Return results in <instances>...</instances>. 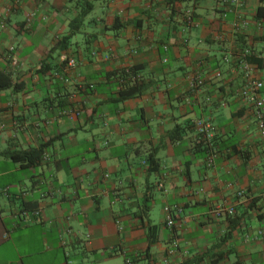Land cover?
Masks as SVG:
<instances>
[{
  "label": "crops",
  "instance_id": "obj_1",
  "mask_svg": "<svg viewBox=\"0 0 264 264\" xmlns=\"http://www.w3.org/2000/svg\"><path fill=\"white\" fill-rule=\"evenodd\" d=\"M89 1L73 31L81 0H0V264H264V142L240 95L247 65L264 100V0ZM73 32L77 66L43 73ZM132 67L145 90L120 101L108 74Z\"/></svg>",
  "mask_w": 264,
  "mask_h": 264
},
{
  "label": "trees",
  "instance_id": "obj_2",
  "mask_svg": "<svg viewBox=\"0 0 264 264\" xmlns=\"http://www.w3.org/2000/svg\"><path fill=\"white\" fill-rule=\"evenodd\" d=\"M83 1V8L79 13V17L74 19L71 22V29L74 30H80L84 23H85V18L92 12L93 10V4L89 0H81ZM174 1L176 0H169L168 3L173 5ZM74 32L71 33L69 36L63 37L56 45L55 48H53L50 53H49V59L51 60L50 63L44 64L42 67V72L45 73L48 70H52L53 63L57 61V59L60 58V55L66 54V60L62 61L60 64L61 67L64 65L68 64V59L73 58L70 57L67 54V50L72 48L75 43H73ZM56 54V57L54 56ZM53 65V66H52ZM57 67V65L55 66ZM114 77L116 79V82L120 85L119 88V100L120 101H125L137 96H140L143 94L145 87L143 84L139 81L138 79V69L137 67H132V68H127V69H121L116 72H113L111 74H108V78ZM12 78L10 73H5V72H0V89H8L12 87ZM182 128L177 127L175 128L172 132H170V139L172 142H177L180 141L183 138V135L181 133ZM42 155L41 149L39 150H31V151H21L18 153H14L12 157L15 160L18 161H33L35 158H39ZM151 164L153 168L156 166L154 165L155 163L152 162L151 159ZM146 198L150 199V195L147 192ZM171 208V207H170ZM173 208V207H172ZM175 214V212H174ZM131 262V261H130ZM133 264V262H131Z\"/></svg>",
  "mask_w": 264,
  "mask_h": 264
},
{
  "label": "built area",
  "instance_id": "obj_3",
  "mask_svg": "<svg viewBox=\"0 0 264 264\" xmlns=\"http://www.w3.org/2000/svg\"><path fill=\"white\" fill-rule=\"evenodd\" d=\"M225 2L227 1H231L232 3H240L241 0H224ZM30 27V18L28 17V19L25 22V28H29ZM236 27H238V25H236ZM10 53L12 54V52L15 51L14 47H11L9 49ZM66 55L64 56V58L62 59L63 61L66 60ZM12 66L16 67L18 65L16 59L14 57H12L11 60ZM68 66L71 68H75L77 66V61L75 58H69L68 59ZM252 70L249 69V67L246 65L245 67V86L241 89L240 95L241 97L247 101L249 104H251L254 108H255V114H256V119H257V127L259 129L261 138L264 142V100L260 97L259 93L261 91V89L263 88V83L259 80L254 79L253 77V73L251 72ZM202 84V81H200L198 78L193 80V88H197ZM65 114H72L71 111H66ZM2 127L1 123H0V128ZM196 127L198 129V133L199 136H202L205 131L207 129H212V126L209 123H205L203 121H198L196 123ZM214 158H215V154H210L209 158L207 159V165L209 167H212L214 164ZM160 188H162L163 186L160 185ZM166 212V225L168 227H174L175 223H174V212H177V210L174 209V207L170 208L167 207L165 209ZM220 212V210H219ZM227 214L229 216H232L234 214V210L233 209H229ZM34 216V219H36L37 217L40 218V212H35L32 214ZM126 264H131L130 261H127Z\"/></svg>",
  "mask_w": 264,
  "mask_h": 264
}]
</instances>
